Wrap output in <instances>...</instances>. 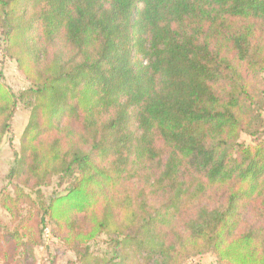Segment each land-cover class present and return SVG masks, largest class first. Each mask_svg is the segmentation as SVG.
<instances>
[{
    "label": "trees",
    "instance_id": "trees-1",
    "mask_svg": "<svg viewBox=\"0 0 264 264\" xmlns=\"http://www.w3.org/2000/svg\"><path fill=\"white\" fill-rule=\"evenodd\" d=\"M0 53V264H264V0H0Z\"/></svg>",
    "mask_w": 264,
    "mask_h": 264
},
{
    "label": "rangeland",
    "instance_id": "rangeland-1",
    "mask_svg": "<svg viewBox=\"0 0 264 264\" xmlns=\"http://www.w3.org/2000/svg\"><path fill=\"white\" fill-rule=\"evenodd\" d=\"M0 72H2L1 81L17 95L22 90L30 86L28 80L18 70L16 62L10 58L3 59L1 53ZM28 118L29 110L22 102H18L16 112L12 120V129L8 134H6L0 146V187L3 184L5 174L15 158L16 152L19 150L20 137L27 124ZM241 140L244 142H251L253 138L248 134H243ZM44 190L46 195H50L54 190H62V187H57V180H55L50 186L45 187ZM0 219L5 221L9 220L7 214L1 209ZM106 246L104 237H101L91 243V249L95 252L106 251ZM73 257L74 254L67 250L57 238L52 236L50 227H48L46 229L45 246L35 249V260L33 264H51V261L53 260H56L55 264H67V261ZM196 260L201 264H214V257L212 253L205 254ZM30 264H32L31 261Z\"/></svg>",
    "mask_w": 264,
    "mask_h": 264
},
{
    "label": "built area",
    "instance_id": "built-area-1",
    "mask_svg": "<svg viewBox=\"0 0 264 264\" xmlns=\"http://www.w3.org/2000/svg\"><path fill=\"white\" fill-rule=\"evenodd\" d=\"M193 264H199V263L194 262Z\"/></svg>",
    "mask_w": 264,
    "mask_h": 264
}]
</instances>
